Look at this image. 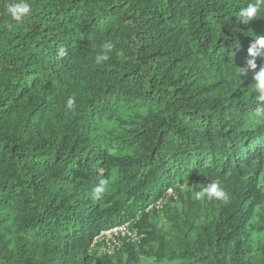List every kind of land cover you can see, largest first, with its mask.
<instances>
[{"label": "trees", "instance_id": "trees-1", "mask_svg": "<svg viewBox=\"0 0 264 264\" xmlns=\"http://www.w3.org/2000/svg\"><path fill=\"white\" fill-rule=\"evenodd\" d=\"M9 2L0 264H264V118L240 73L264 7L245 25L254 0H26L17 23ZM211 181L227 202L193 200ZM125 222L136 240L96 239Z\"/></svg>", "mask_w": 264, "mask_h": 264}, {"label": "clouds", "instance_id": "clouds-1", "mask_svg": "<svg viewBox=\"0 0 264 264\" xmlns=\"http://www.w3.org/2000/svg\"><path fill=\"white\" fill-rule=\"evenodd\" d=\"M262 7H264V0H254V2L249 3L247 7L239 10L238 17L247 25L258 18V12ZM6 11L11 20L21 23L30 15L31 5L26 2V0H12V2L6 5ZM103 49L104 51L97 54L95 57V63L98 65H102L110 59L109 53L113 50V45L111 43H105ZM247 52L249 58L246 59L244 66L240 67V73L244 77H247L249 72L252 73L254 90L257 93V106L253 115L257 118H264V36H257L249 45ZM59 55L65 57L67 56V51L61 47L59 49ZM258 60H261L262 63L258 64ZM75 108V96H70L66 101V109L70 112H74ZM108 183V180H101L100 183L93 188L91 195L94 201H100L104 198L108 191ZM205 199L209 202L213 200L227 202L229 200V195L218 181H211L202 190L193 193V200L203 202Z\"/></svg>", "mask_w": 264, "mask_h": 264}, {"label": "built area", "instance_id": "built-area-1", "mask_svg": "<svg viewBox=\"0 0 264 264\" xmlns=\"http://www.w3.org/2000/svg\"><path fill=\"white\" fill-rule=\"evenodd\" d=\"M129 222H125L123 224L114 226L112 228H109L108 230H106V234H114L115 235V239H114V245L113 247H120L123 244V239L122 238H127L128 240H136V233L129 230ZM101 234V233H100ZM101 237V235H98L96 237V239L98 240H103L106 242V240L104 239H99ZM107 243V242H106Z\"/></svg>", "mask_w": 264, "mask_h": 264}, {"label": "rangeland", "instance_id": "rangeland-1", "mask_svg": "<svg viewBox=\"0 0 264 264\" xmlns=\"http://www.w3.org/2000/svg\"><path fill=\"white\" fill-rule=\"evenodd\" d=\"M99 235H101L99 239L106 240L108 248H111L114 245V239L116 238L114 234H106L105 231H102L101 234L99 233Z\"/></svg>", "mask_w": 264, "mask_h": 264}]
</instances>
